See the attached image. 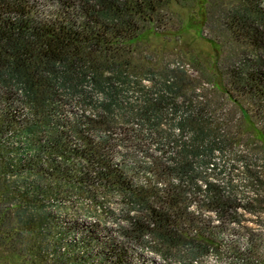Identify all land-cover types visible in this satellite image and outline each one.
Segmentation results:
<instances>
[{"label":"trees","instance_id":"16d2710c","mask_svg":"<svg viewBox=\"0 0 264 264\" xmlns=\"http://www.w3.org/2000/svg\"><path fill=\"white\" fill-rule=\"evenodd\" d=\"M170 2L0 0V250L30 264H171L177 250L186 264H264V231L228 225L249 220L240 210L262 222L264 173L247 167L249 198L214 178L231 135L205 95L182 96L184 68L162 71L144 107L118 99L127 77L142 82L138 39ZM203 32L222 47L219 90L264 130V0H208Z\"/></svg>","mask_w":264,"mask_h":264},{"label":"rangeland","instance_id":"374dc122","mask_svg":"<svg viewBox=\"0 0 264 264\" xmlns=\"http://www.w3.org/2000/svg\"><path fill=\"white\" fill-rule=\"evenodd\" d=\"M207 3L208 0H171L169 14L167 15L169 16L168 22L158 31L156 28L146 29L138 39V49L141 52L139 56L141 57L136 62L139 65L137 68L140 74L138 75L143 79L142 82L136 80L135 77H127L129 83L126 85V88H123L121 84L118 87L121 91L118 94V99L124 100V103L132 102V104L138 107H144L146 97L149 98L153 96L154 92L159 91V81L161 79L157 80V78L161 77L162 71L175 67L184 68L190 77V81H187V85L183 87L185 95L183 94L182 96L198 100L200 97L198 98L197 94L201 96L205 95L206 99L204 101L207 102L208 100L211 103L210 105L215 117L218 114L222 115V125L229 130L231 135L228 141L231 142V145L224 151L217 150L213 154L212 161L216 170H213L211 173H217L214 176L216 179H232L239 187V192L245 195L246 198H249L252 196L251 189L253 187L252 183H249L252 177L247 167L249 166L252 169L257 168L258 170L260 168L264 173V130L261 129V126L253 118L252 114L248 112L247 106L243 104L244 110H237V113L234 105L228 101L229 99L225 93L219 90L220 87L216 83L217 74L215 70L216 59L222 57L219 56L222 53L220 52L222 51V47L220 48L214 40L208 39L204 35L203 26L206 19ZM144 66L154 68L158 76L155 78L149 77L151 75L145 72ZM134 75L136 76V74ZM199 78H204L203 81L205 82L198 86ZM196 85L198 88H195ZM184 98L179 97L178 102L181 103ZM171 108L165 109V112L173 111ZM181 111L182 108H180L179 113ZM241 113L245 116L239 120L238 115H241ZM165 117L169 119V116ZM240 124L242 128L241 135L239 136L240 140L235 141L236 137L232 135H239ZM153 149L155 148L153 147ZM141 176L145 177L143 174ZM147 178L149 179H146L147 184L154 182L153 178ZM139 181H145V178H139ZM164 183L162 186L165 185ZM106 197L110 205L114 207L119 206L116 196L107 194ZM240 211L244 212L242 219L249 220H244L241 225L237 224L236 226L228 224L229 227H235L236 230H241V232L246 231L245 227H251L256 231H264V214L261 217L263 219L262 222L261 219L257 222L253 220L255 219L253 214H249L245 210ZM203 215L211 216V218L214 217L209 212ZM77 216L83 217L80 213ZM114 223L109 219L107 224H101V226L110 231L112 227L118 228ZM188 233H192V230H189ZM190 236L192 235L190 234ZM226 236L229 239L235 237L233 234L228 233H226ZM123 243L127 244L128 242L123 241ZM134 246L141 251L140 247ZM146 253V255L152 256L157 261L163 259L158 254L150 255L148 251ZM213 254L209 253L204 258L203 263L197 264H227L226 260H230V258L222 259ZM168 256L171 259V264H186L178 257L180 256L179 250L168 254ZM26 259H30V256L28 255ZM26 259L15 258L9 251L0 250V264H30L27 263ZM179 261L182 262L180 263Z\"/></svg>","mask_w":264,"mask_h":264},{"label":"built area","instance_id":"2783aa9c","mask_svg":"<svg viewBox=\"0 0 264 264\" xmlns=\"http://www.w3.org/2000/svg\"><path fill=\"white\" fill-rule=\"evenodd\" d=\"M149 252V251H148Z\"/></svg>","mask_w":264,"mask_h":264}]
</instances>
